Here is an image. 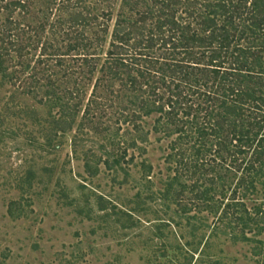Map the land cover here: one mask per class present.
<instances>
[{"label": "trees", "instance_id": "1", "mask_svg": "<svg viewBox=\"0 0 264 264\" xmlns=\"http://www.w3.org/2000/svg\"><path fill=\"white\" fill-rule=\"evenodd\" d=\"M33 3L0 0V86L16 85L18 79L25 86V74L32 71L24 93L37 99L43 92L37 101L50 109V117L42 119L36 110L20 108L45 136L44 144L32 138L34 146L58 148V139L81 116L80 125L86 121L96 132L111 133L113 148L106 151L104 164L128 175L123 164L129 150L146 151L139 144L148 141L146 119L155 116L154 132L171 139L169 168L158 187L152 181L153 165L143 162L141 182L150 191L146 198L161 200L165 214L176 205V213L186 216L193 232L199 224L200 230L212 228L209 238L253 244L255 262L264 264V241L256 239L264 233V0H123L112 31L108 22L113 9L103 16L74 10L62 45L46 37L49 20L32 23ZM18 11L25 13L26 23L14 19ZM53 24L57 30L63 26ZM40 47L43 57L60 58L63 79L53 81L54 73L22 60L31 52L26 50ZM14 55L22 69L11 73ZM66 56L75 64L65 65ZM40 64H46L44 58ZM93 81L88 94L84 82ZM98 111L110 113L112 124L104 127ZM124 123L133 128L130 139L114 131ZM87 168L90 175L97 174L91 164ZM142 193L136 196L145 205ZM17 205L11 203L10 213ZM109 208L108 202L100 203V210ZM112 208L119 220L132 212ZM209 249L210 239L200 264H214L207 259Z\"/></svg>", "mask_w": 264, "mask_h": 264}, {"label": "rangeland", "instance_id": "2", "mask_svg": "<svg viewBox=\"0 0 264 264\" xmlns=\"http://www.w3.org/2000/svg\"><path fill=\"white\" fill-rule=\"evenodd\" d=\"M32 1L33 15L36 14L30 19L32 23L49 20L46 37L52 44L62 45L61 35L71 26L72 11L86 9L92 15L103 16L113 9L112 20L108 22L112 31L123 0H73L65 5L61 0ZM14 19L27 21L25 13L20 11ZM58 21L62 28L53 29V23ZM110 39L111 35L103 45L102 62L106 59ZM27 51H31L25 53L28 60L23 58V61H30L37 70L54 73L53 81L63 79L65 66L57 63L60 58L43 57L41 47ZM42 58L46 64L39 65ZM64 60L65 65L75 64L71 56ZM20 63V57L14 55L9 62L10 72L22 69ZM28 73L25 86L20 79L15 80L16 85L0 86V264H200V253L208 239L211 249L207 259H213L210 263L257 264L251 253L253 244H235L225 236L209 238L212 228L200 230L199 224L193 232L186 216L176 213V205L165 214L161 200L146 198L150 191L141 182L143 162L153 165L152 181L158 187L169 168L166 157L171 139L154 132L155 116L146 119L150 136L147 142L139 144L146 151L129 150L123 164L128 175L123 170H109L104 164L106 151L113 148L111 133L96 132L86 121L80 125L81 116L73 128L58 139L62 142L58 148L42 150L38 148L40 144L34 146L32 138L44 144L45 136L40 126L19 112L20 108L36 110L42 119L50 117V109L37 101L43 99V92L37 99L31 93H24L31 82ZM100 75L98 71L95 77ZM94 83L84 82L88 94ZM119 86L120 82L116 81L115 89ZM56 112L54 110V115ZM97 113L102 116L104 127L112 124L114 119L109 120L110 113L108 116ZM132 130L131 125L124 123L120 130L114 131L130 139ZM131 155H135L134 161ZM88 164L97 169L96 175H90ZM140 191L146 198L145 205L138 203L136 195ZM14 201L19 205L12 214L10 207ZM103 201L109 203L108 210H100ZM112 206H116L117 211L132 209V212L119 220ZM193 215L203 216L196 212ZM213 219L210 216L208 222L212 224ZM256 239L264 241V233Z\"/></svg>", "mask_w": 264, "mask_h": 264}]
</instances>
